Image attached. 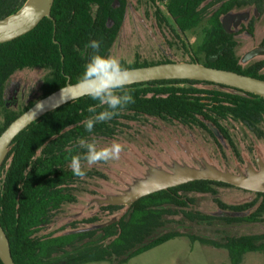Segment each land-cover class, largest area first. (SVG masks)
Masks as SVG:
<instances>
[{
  "label": "trees",
  "instance_id": "trees-1",
  "mask_svg": "<svg viewBox=\"0 0 264 264\" xmlns=\"http://www.w3.org/2000/svg\"><path fill=\"white\" fill-rule=\"evenodd\" d=\"M149 1L158 24L165 23L174 30L171 22L174 32L185 33L206 18L204 37L189 61L264 79V58L243 65L235 51L240 32L253 35L252 21L237 30L223 24L225 16L243 6H251L256 15L264 16V0ZM25 2L0 0V18L15 12ZM127 4L128 0H53L51 17H43L30 31L0 43V133L36 101L11 110L4 97L9 77L25 68L48 70L39 98L67 81L77 82L91 52L86 45L92 39L101 41L103 54L111 55ZM169 61L122 63L129 68ZM126 90L131 91L135 102L121 109L112 120L97 123L93 133L86 132L83 124L94 115L89 108L100 112L105 106L82 96L41 115L12 140L0 164V224L14 262L121 264L178 236H186L191 243L198 241L226 250L230 264H241L247 252L264 254V233L211 238L194 231L197 225L228 226L235 221H258L264 215V192L239 187L254 193V198L227 204L214 197L221 210L219 215L197 209L194 194L215 196L220 186L236 187L206 179L147 194L129 205L100 204L101 214L113 215L106 221L92 215L51 229L63 205L75 200L73 184L80 177L73 175L69 162L71 156L83 151L78 144L80 138L94 136L97 142L113 139L127 122L151 116L188 127L204 128L210 123L233 146L225 121H240L254 127L264 119V97L211 81L149 80L131 83ZM112 219L115 220L102 226Z\"/></svg>",
  "mask_w": 264,
  "mask_h": 264
},
{
  "label": "rangeland",
  "instance_id": "rangeland-1",
  "mask_svg": "<svg viewBox=\"0 0 264 264\" xmlns=\"http://www.w3.org/2000/svg\"><path fill=\"white\" fill-rule=\"evenodd\" d=\"M215 5H213V8ZM212 8V9H213ZM252 21L253 35L246 31L236 36V54L243 65L264 58V53L245 58L255 47L264 46V16L256 15L253 7L235 9L226 18V26L237 30ZM171 26L175 30L173 24ZM206 18L195 28L180 33L165 23L158 24L155 9L149 0H128L126 15L112 47L111 55L126 64L138 61H189L192 51L204 37ZM184 44V46H183ZM264 73V68L262 69ZM48 70L40 67L16 71L6 81L4 97L11 110H18L29 101L37 100ZM206 88H210L207 86ZM2 115L0 113V123ZM233 146L210 123L206 127L185 126L177 121L141 116L120 127L113 139H100V147L113 141L122 145L120 159L96 165L82 164L86 171L73 184L75 200L66 202L52 223L53 227L76 219L97 215L106 221L113 215L101 214L97 198L121 193L136 178L143 177L147 165L166 168L173 161L191 166L205 159L221 169L244 171L248 163L257 167V157L264 160V119L254 127L240 121L224 122ZM217 195L194 194L197 209L214 215L221 214L214 197L227 204H239L254 198L255 194L232 186H220ZM194 231L202 236L219 238L224 235L264 233V215L261 220L235 221L228 226L197 225ZM82 264H111L95 261ZM121 264H230L226 250L197 242L186 236L172 238ZM241 264H264V254L247 252Z\"/></svg>",
  "mask_w": 264,
  "mask_h": 264
},
{
  "label": "water",
  "instance_id": "water-1",
  "mask_svg": "<svg viewBox=\"0 0 264 264\" xmlns=\"http://www.w3.org/2000/svg\"><path fill=\"white\" fill-rule=\"evenodd\" d=\"M53 0H26L15 12L0 18V43L12 40L33 29L43 17H51ZM223 24L226 26V18ZM264 53V46L253 48L245 58ZM130 83L159 79H195L224 84L236 89L248 91L264 97V79L204 65L200 62L169 61L151 65L129 67ZM77 82L67 83L37 99L30 107L14 118L0 133V164L14 137L31 122L56 107L80 96ZM7 105V103H6ZM258 168L248 163L244 171L232 172L221 169L205 159L196 161L191 166L173 161L166 168L147 165L143 177L136 178L121 193L97 198L98 204L129 205L137 199L169 187L193 180H213L224 182L239 188L264 192V161L257 157ZM115 219L103 223L108 225ZM0 259L3 264H16L12 258L10 244L5 230L0 224Z\"/></svg>",
  "mask_w": 264,
  "mask_h": 264
},
{
  "label": "clouds",
  "instance_id": "clouds-1",
  "mask_svg": "<svg viewBox=\"0 0 264 264\" xmlns=\"http://www.w3.org/2000/svg\"><path fill=\"white\" fill-rule=\"evenodd\" d=\"M86 48H90L91 52L75 86L80 96H86L105 106L100 112H96L95 107L89 108L94 115L83 124L86 132L93 133L97 123L112 120L121 109L135 101L131 91L126 90L130 83V73L122 61L116 56L103 54L99 40L92 39ZM78 144L83 151L71 156L69 162V168L77 177L86 175L82 163L96 165L118 160L123 151L122 145L115 141L103 147L98 146L94 136L90 139L80 138Z\"/></svg>",
  "mask_w": 264,
  "mask_h": 264
},
{
  "label": "flooded vegetation",
  "instance_id": "flooded-vegetation-1",
  "mask_svg": "<svg viewBox=\"0 0 264 264\" xmlns=\"http://www.w3.org/2000/svg\"><path fill=\"white\" fill-rule=\"evenodd\" d=\"M256 161H257V159H256ZM264 161V160H263ZM195 164H196V162H195ZM254 166V165H253ZM256 169L258 168V163H257V167L256 166H254Z\"/></svg>",
  "mask_w": 264,
  "mask_h": 264
}]
</instances>
